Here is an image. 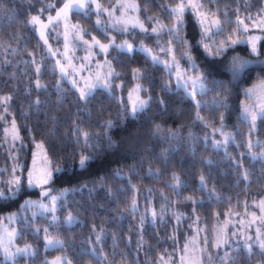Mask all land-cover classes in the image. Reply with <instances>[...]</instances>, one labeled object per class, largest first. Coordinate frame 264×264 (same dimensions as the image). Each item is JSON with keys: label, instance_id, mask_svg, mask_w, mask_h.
Listing matches in <instances>:
<instances>
[{"label": "trees", "instance_id": "trees-1", "mask_svg": "<svg viewBox=\"0 0 264 264\" xmlns=\"http://www.w3.org/2000/svg\"><path fill=\"white\" fill-rule=\"evenodd\" d=\"M98 1L108 7L118 0ZM135 1L144 24L151 26L153 20L149 17H152L171 26L169 9L175 6L174 0ZM49 3L56 7L49 9ZM62 4L63 0H0V117H4L3 107L10 115L6 121L0 118V189L8 193L7 181L13 176L20 177L22 188L15 198L0 201V220L6 214L18 211L27 198L42 195L38 189L28 188L25 182L36 144L43 142L52 164L62 169L53 174L51 191L81 189L69 191L57 209L61 220L70 212L78 222L71 226L60 223L56 228L40 215L35 219L27 218V221L19 220L16 242L33 246L35 253L0 260V264H48L49 259L59 255L68 256L73 264H95V257L86 243L94 230L101 229L107 232L103 247L109 264H137L138 261L146 264L149 258L158 255L155 250L158 252L162 241L163 245L169 243L170 226L166 223L158 229L157 225L147 222L140 229L139 216L126 210L136 196L135 190L142 196L148 190H164L176 205L184 209L187 205L186 209L192 208L185 197H192L195 201L200 198L202 201L196 203L194 210L203 218L209 240H212L217 214L223 216L229 210L242 209L244 202L264 195V160H253L246 152L249 136L258 140L253 149L261 151L264 148V121L258 119L256 131L251 132L250 125L241 119L244 89L264 80V71L261 70L264 64L258 63L264 61V36L258 44L259 54L251 53L249 44L245 43L233 47L225 45L226 50L218 56L206 55L200 46L193 48L196 62L207 76V86L211 89L198 95L201 102L199 112L204 118L201 122L196 119L194 99L177 88L163 65H154L137 46L131 52L116 47L108 50L107 55L119 73L114 84H123L120 91L113 85L110 95L109 91L97 88L87 101L81 100L78 90L58 71L55 57L40 38L37 26L30 23L32 16L47 18ZM206 7L216 12L224 29L218 39L225 40L229 35L242 38L245 34L242 25L260 14L264 4L261 0H216ZM71 18L85 29L87 37L95 36L105 44L110 42L107 23H104L105 30L98 26L93 10L87 8L86 12H73ZM184 22L185 37L194 44L200 38V26L188 10ZM130 30L119 36L131 39L135 45L156 46V34ZM166 39L162 32L159 42ZM173 46L179 56L175 42ZM235 55L254 62L246 70L250 74L243 78V82H234L230 72H221V68L229 67ZM136 68L143 71L140 81L152 99L133 120L128 115L127 93L135 81L133 69ZM37 80L45 87L37 88ZM213 80L223 81L230 90L227 108L213 104L214 99L222 98L217 93H224V88L218 89L211 83ZM4 97L11 99L4 103ZM221 114L224 116L223 129L232 131L234 136L225 149L215 148L212 137H208L209 130L221 127ZM10 120L17 125L19 140L13 141L6 131L12 123ZM107 120H112L115 127L106 129ZM77 126L90 134V143L95 141L92 147H84ZM157 126L161 131L154 134ZM172 133L177 135L173 138ZM108 137L114 142L111 147ZM81 153L93 157L84 170L78 166ZM13 168H16L15 173ZM116 172H120L123 178L117 177ZM245 172L247 179L244 178ZM174 174L179 178L180 196L169 187ZM201 176L205 179V187L199 185ZM101 179L106 186H102ZM37 227L40 229L38 233ZM45 227L51 228L49 235L62 240V249H45ZM140 240L144 243L145 253L139 251ZM219 256L222 264H264V255L256 245L251 248V254L244 248L232 246L222 250Z\"/></svg>", "mask_w": 264, "mask_h": 264}, {"label": "rangeland", "instance_id": "rangeland-1", "mask_svg": "<svg viewBox=\"0 0 264 264\" xmlns=\"http://www.w3.org/2000/svg\"><path fill=\"white\" fill-rule=\"evenodd\" d=\"M261 2L264 4V0H261ZM98 3L101 5L99 1ZM132 3H135L137 5V2L135 0H118L115 2V4L108 6V7L101 5V8L106 9L107 11H103V10L97 11L95 4H92L89 9L93 10L96 13L97 19L99 18L100 24L98 26H101L105 30L106 27L104 26V23L108 24V25L106 24V26H108V28L110 29L108 31L110 42L112 41L113 38H115L116 45L122 44L124 41H128L129 43L133 45V49L136 48V46L138 49H140V46L144 45L147 48H151L153 50V54H158L162 60L168 59L170 61L171 60L170 56L165 57V54L163 52L157 53L156 51L158 46L159 47L168 46L164 43L165 41L159 42V45L157 43L155 47L154 46L149 47L145 45L144 43L135 45L131 39H128L127 37L123 38L122 36L121 37L119 36V34H123L121 33L123 32L121 31V29L123 28H127V31L130 29L141 31L139 27H133V24L136 22L137 19L141 23H143L139 16V11H135L131 7H127V8L122 7V5H130ZM62 5L60 7H62ZM86 9L82 10V12H86ZM56 10L51 15L55 16ZM109 13H111V15H109ZM72 14L73 12L70 13L69 15V27H68L67 38H65V34H64L65 29L63 25H60L59 27H57L55 31L52 30V26H49V28L45 30V35L48 41L46 46L48 47L49 53L53 57H55L58 71L61 73V67H63L65 69V72L67 73V75H63V77L66 78L71 83V85L75 89H77L78 92L80 93L79 91L80 89H84L85 91H87L86 85L98 84L97 74L99 75L101 80L106 76L108 72L109 62L111 64V67L114 70L115 68L112 65L111 60L109 59V56L107 55L108 51L106 53H102L100 52L97 46H94L92 37H95V36L87 37L85 29L79 23L74 22L72 20L71 18ZM40 19L44 21L45 23H47L46 16H43V17L40 16ZM252 19L253 20L245 22L242 25V31L245 34H242L243 36L242 38H239V40L243 41V40H248L250 37H257L258 39L256 41V46H257V49H259L258 47L259 41L264 36V8L260 14H256V16H254ZM72 25H78L82 31L79 32L78 34L77 30L73 28ZM143 25L145 28L149 29L147 33L154 34L151 32V28L155 27L154 23L151 26L146 25L144 23ZM36 26H37L38 33L40 35L39 25H36ZM245 26H247L246 30H245ZM135 30H130V31H135ZM211 30L212 32H215L214 25L211 26ZM42 41L44 42L43 39ZM85 41H87V43H85ZM103 44H105V42ZM112 47H115V45H113ZM172 47L174 48L173 45ZM249 47L251 49L250 44H249ZM177 58L179 59L182 68H187V64L185 63V61L183 59H180L178 55H177ZM241 58L245 60H249L244 57H241ZM98 65L99 67H97ZM116 77L117 76H113L110 79L112 81V86L114 85V87H116L118 91H120L123 84L122 82H118L117 84H114ZM172 78L176 85L175 76L173 75ZM72 81H75V85L72 83ZM260 81L262 80H259L256 83L247 86L245 89H251V88L256 87L260 83ZM136 83L137 81L135 80L130 86V88L128 89V93L132 88L135 87ZM139 83H141L140 80H139ZM97 88H101V87L97 86L95 89ZM183 90L188 94V92L185 89ZM128 93H127V98H128ZM198 95L199 94H197L195 98L192 97L195 102L200 101L198 98ZM141 96L146 98L143 92L141 93ZM262 98H264V96H262L259 88H257V93L254 96L246 97L244 95L243 101L241 104V115H242L243 107L245 104L255 107L259 104ZM3 109H5V107H3ZM129 110H130V103H129ZM6 113L7 111L3 110L2 116L4 115V117L2 118V120L6 121L8 120V117L10 118V115H7ZM257 120L255 121V128L254 129L250 128L251 132L256 131ZM10 121L12 122V120ZM11 125L12 123H10L7 128L10 129ZM16 128H17V125H16ZM221 132H224L225 134H228V133L232 134V131H225L223 128L219 127V128H213L209 130L208 137H212L211 139L212 145L215 148L225 149L230 144L231 140H229V142L227 143H223L217 146L216 145L217 141H224L225 139V136H222ZM18 133H19V130H18ZM250 140L252 142L251 149H249L248 147V143ZM37 144H39V142ZM256 145H258V140L249 136L248 141H247L248 149L246 152L251 155L253 154L260 155L261 153H264V148L261 151L253 149L254 146ZM34 159L36 161V168L37 169L40 168L43 165L44 161H43L42 155L40 154V150L37 147H35L33 151V155L31 158L28 171L33 170V160ZM48 159L51 161L49 157ZM28 171L26 173V179H27ZM50 183L44 186L46 190H50L49 195L59 196L62 190H60L59 192L51 191L49 187ZM175 183L176 181L173 180L169 185L175 184ZM199 185L200 187H205V185L202 186L201 183ZM179 186H180V182H179L178 187ZM178 187H177V191L179 189ZM35 188L41 192L40 187H35ZM135 193H136L135 199L137 202V211L136 213H134V215L139 216L138 225L140 229H142V227H144V225L147 222H150L153 225H157L158 229L166 223H168V225L170 226V230H169L170 238L168 239L169 243H167L166 245H163V241H162V245L159 248L158 252L157 250H155L156 253H158V255L155 258H152V259L149 258V261L147 260L146 264H222L223 263L222 257H220L219 254L225 248L232 247V246L238 247V248L239 247L244 248L245 239L247 237L252 238L251 240H248V243L251 244L252 247L255 246L256 243H254V241L257 240V229L260 230L259 239L264 240V205L260 203L261 201H264V195L260 198H255V199H252L251 201L244 202L245 205L242 209L235 208L238 210H234V209L229 210L225 212L223 216H220V214L219 215L217 214L215 216L216 219L214 221L213 230H212V240L210 239L212 248H210L208 247L210 246L209 235L207 233L208 228L205 225L203 218L197 215L196 211L194 210L196 203L202 201L200 198L199 200H196V201L194 200L195 203H193V200H187L186 203H189L188 201H190L192 208L186 209L188 208V205H187V207L184 209L183 207H179V205H176L174 200L168 194H166L164 190H160V191L148 190L145 193H143L144 196L138 194V190H135ZM26 200L43 202L46 204L48 203V197L43 196V195H41L38 198H27ZM60 202L61 200L57 201V209L59 208ZM153 209L157 212V216L155 217L154 220L151 216V211ZM161 209H163L162 215H161ZM40 211L41 209H39L38 207H31L27 209L21 207L18 211L8 213L1 218L0 220V260H4V261L13 260L17 256H21V255H15L14 258L8 259L5 256V248H7L10 253H15L17 248L22 249L26 246V245H18L16 242V238L18 236L17 223L19 220L27 221V218L35 219L37 216H39ZM33 213H36L37 215L33 216ZM13 214H15V219H12V220L8 219V217L13 216ZM55 215L58 217V220L55 222L52 221L51 213H45V215L41 217H46L48 220L47 222H49V225H53L56 228H57V224H60V223L68 225L65 223L67 217L64 220H61L58 216L57 210L55 212ZM141 216H144L143 225H141L140 223ZM177 216H179V220H177ZM225 223H226L225 231L227 233L230 243L217 248L215 246L216 232L220 227L224 226ZM74 224L75 223L71 225H74ZM45 228L48 229V227H45ZM50 229H48V231ZM233 233H235V235H233ZM43 234L45 236L44 230H43ZM98 235L100 237L99 240H97ZM49 236L54 242L56 240L62 241L61 239L55 238L51 235ZM106 236H107V232L105 230H102V229L94 230L91 236L88 238L87 243H86L87 248L91 253L94 250L95 253L100 256V264L111 263L107 259V253L103 247ZM205 239L207 240V243H205ZM159 240H161V238H159ZM46 244H47V241L45 240V249H53L52 247H46ZM143 245L144 243L140 240L138 248L141 253H145V247ZM186 246H187V251H185ZM32 251L34 254L35 249L33 246H32ZM134 255H137V253L134 252ZM22 256H28V255L25 254ZM57 257H61V258L66 257L67 260L70 261L68 256L59 255V256L53 257L52 259H49L48 264H52V262L55 261ZM161 257H163L164 259L161 260ZM95 262H96L95 264H97L96 258H95ZM71 264L73 263L71 262ZM137 264H143V263H140L138 261Z\"/></svg>", "mask_w": 264, "mask_h": 264}, {"label": "snow or ice", "instance_id": "snow-or-ice-1", "mask_svg": "<svg viewBox=\"0 0 264 264\" xmlns=\"http://www.w3.org/2000/svg\"><path fill=\"white\" fill-rule=\"evenodd\" d=\"M216 0H204V2H201V0H179V2L175 3V7H170L169 9V20L171 22V26L163 24L159 19H153L152 17H149L150 20H153V23L155 24V27L151 28V32L156 34L157 36V43L159 45V37L160 34L163 32L167 39L165 40V44L168 45L167 47H159L157 48V53L163 52L165 54V57H171V60L168 59H161L158 54H153V50L151 48H147L144 45L140 46V51L144 52L146 55H148L152 63L154 65H163L165 71L168 73L169 76H175L176 78V86L177 88H183L188 92V95L195 98L197 94L204 95L207 92L211 91L207 87V76L200 71L199 65L196 62V58L193 55V48L196 46H200L204 49V52L208 56H218L221 54V52L226 50L225 45L227 47H233L237 43H245L251 45V53L253 54H259V51L256 46L257 37H250L248 40H239L236 38H233V36L229 35L226 37L225 40H219L218 38L224 34V29L221 27V21L216 18V12L210 11L206 4H212L215 3ZM92 4H95L96 10L100 11H107L106 9H102L101 5L98 3V0H63V5L59 9L56 10L55 16L49 14L47 17V23L42 21L40 19V16H32L30 23L32 25H39L40 28V38L44 40V43L47 44V38L45 35V30L49 28V26H52V30L55 31L57 27L60 25L64 26L65 29V38H67L68 34V27H69V15L72 12L80 13L82 10L86 8H90ZM55 4L49 3L48 8H55ZM122 7H131L135 11H139L138 5L135 3H132L130 5H122ZM188 10L189 15H193L196 19L197 23L200 26V38L195 41L193 44L192 41L187 39L185 37V22H184V16H185V10ZM42 12L45 11L44 9L41 10ZM217 11H219L217 9ZM87 15V13H84ZM111 15V13H109ZM119 22V21H118ZM240 23H243L240 21ZM97 24H100L99 18L97 19ZM215 26V32H212L211 26ZM73 28L77 30V33L81 32L82 30L79 28L78 25H72ZM133 27H139L142 32L147 33L149 29L145 28L143 23H141L138 19L133 24ZM247 26H245L246 30ZM121 31H127V28L121 29ZM92 41L94 46H97L102 53H106L110 47L115 45L119 50L124 52H131L133 51V45L129 43L128 41H124L122 44L116 45L115 44V38L112 39V41L108 44H103L99 40H97L95 37H92ZM173 42H175L176 47L179 49V57L180 59H183L185 63L187 64V68H182L179 59L176 55V50L172 47ZM87 43V41H85ZM218 45V46H217ZM55 54V53H53ZM254 63L251 60H245L239 56H234L231 60V63L227 69L221 68V72H230L232 80L234 82H243V78L250 74L249 71H246L249 69V66ZM258 63L264 64V61H259ZM99 67V65L97 66ZM264 71V69H261ZM37 73L39 72V68L36 69ZM61 73L63 75H67L65 72V69L61 67ZM113 76H119V73L115 72V70L111 67V64L109 62L108 65V72L106 76L101 80L99 75L97 74V81L98 84H88L86 85L87 91L84 89H80V99L87 101V99L93 95L94 90L97 86L109 91V94L111 95V89H112V81L111 77ZM143 76V71L139 68L133 69V79L137 81L134 88H132L128 93V101L130 103V110L128 111V115L135 120L137 118V114L140 112H143L148 106L149 101L152 99V96L148 94V89L145 88L141 83H139L140 78ZM72 83L75 85V81H72ZM218 89L224 88V93H217V95H222V98L219 100L214 99L213 104L218 107L227 108V95L229 93V89L226 85L223 84V81L219 80H213L211 81ZM36 87L37 88H43L45 87L42 85L39 80L36 81ZM164 88L167 89L168 85L165 84ZM257 88L260 89L262 96H264V80L260 81V83L251 89H245L244 95L246 97H251L256 95ZM144 93L146 98L141 96V93ZM11 97H4L2 98V102L7 103L8 100H10ZM38 104L39 101H36ZM160 103L163 104L164 101L161 99ZM196 119L200 120L201 122H204V118L200 115L199 108L201 107V102L196 101ZM4 111H7V109H4ZM2 118V117H0ZM120 119H123V117H119ZM241 119L243 121H246L250 128H255V121L257 119H260L261 121H264V98L261 99L259 104L255 107L249 106L247 104L243 107V112L241 115ZM224 116L221 114L220 116V123L221 128L224 127ZM106 129H112L115 127L112 120H107L105 122ZM9 135L11 136L12 140H19L20 136L18 134V130L16 128L15 121H12L11 128L6 130ZM76 131L80 132L83 136V145L85 148L92 147L95 144V141H92L90 143V134L88 132L83 131L79 128V126L76 127ZM161 131L160 127H156V132L154 134H159ZM177 135V133H172L173 138ZM222 136H225L224 141H217L216 145L219 146L223 143L229 142V140H234V136L231 133L225 134L224 132H221ZM79 142V138H78ZM108 143L109 146H113V141L111 137H108ZM96 147H99L98 144L95 145ZM36 147L40 150V154L43 157V165L40 168H36V161L33 160V170L28 171L27 179H26V185L28 188H35L40 187L41 193L43 196L48 197V203L38 202V201H32V200H26L24 204L22 205L23 208H31V207H38L41 209L39 215L44 216L45 213H51L52 214V221L55 222L58 220V217L55 215V212L57 210V201L62 200L64 197H66L67 193L69 191H78L81 189H64L60 192L59 196L55 195H49L50 190L45 189V185H48L52 179L53 174L61 172L62 169L57 166L53 165L52 162L48 159L47 156V150L45 149V146L43 142L36 145ZM249 149L252 147L251 140L248 143ZM93 157L84 153L80 154L79 157V168L81 170L86 169L90 162L92 161ZM252 159H260L264 160V153H261L259 156L253 154ZM19 167V166H18ZM13 173L16 172V168L12 169ZM119 178H123L120 174V172H116L115 174ZM149 175H152L151 170L149 171ZM244 178L247 179V172L244 174ZM173 179L176 181L175 184L169 185L170 188L173 189V191L176 192L177 196H180L181 193L177 191V187L179 185V178L173 175ZM201 185L203 186L205 183V179L203 176H201ZM7 184L10 186L8 193H5L3 189H0V201L2 200H9L15 198L21 191V180L19 176H13L12 179L7 181ZM102 186H106L103 184V179H101ZM135 189V185L132 186ZM91 191V189H89ZM187 200H192V197H185ZM193 203L195 201L193 200ZM262 205H264V201L260 202ZM63 206V205H61ZM130 211L131 213H136L137 211V202L135 199V196H133V199L128 205V208L126 209ZM163 214V209H161V215ZM36 213H33V216H36ZM151 216L153 220L157 216V212L153 209L151 211ZM8 219L12 220L15 219V214L13 216L8 217ZM177 220H179V216H177ZM78 219L77 217L73 216L70 212L66 218L65 223L69 226L73 223H77ZM140 223L143 225L144 223V216L140 217ZM226 223L224 226L220 227L216 232V239H215V246L217 248L229 244V239L227 236V233L225 231ZM40 231L39 228L36 229V232L38 233ZM259 229H257V240L254 241L256 245L260 248L261 254L264 255V240L259 239ZM45 236L44 239L47 241L46 247H52V248H63L64 244L60 240H56L55 242L50 238L48 234V229H44ZM235 235V233H233ZM99 235L97 236V240H99ZM251 237H247L245 239L244 243V249L251 254V248L252 245L248 243V240H251ZM115 243V241H114ZM205 243H207V240L205 239ZM185 251H187V246L185 247ZM33 255L32 246L26 245L24 248H17L15 253H10L7 248H5V256L8 259L14 258L15 255ZM93 256H95L97 260V264H100V256L93 252L91 253ZM227 256V253H225ZM106 259V257H105ZM164 258L161 257V260ZM52 264H71V261L67 260V258H61L57 257L55 261L52 262Z\"/></svg>", "mask_w": 264, "mask_h": 264}]
</instances>
